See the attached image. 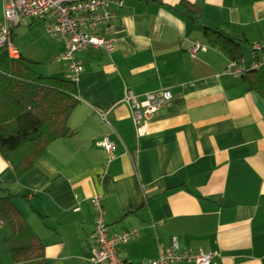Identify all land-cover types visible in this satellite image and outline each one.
<instances>
[{"label":"crops","instance_id":"1","mask_svg":"<svg viewBox=\"0 0 264 264\" xmlns=\"http://www.w3.org/2000/svg\"><path fill=\"white\" fill-rule=\"evenodd\" d=\"M3 10L0 0V19ZM116 10V22L103 29L114 49L78 53L80 101L69 120L76 133L52 142L20 177L0 153V197L13 196L45 244V264H91L94 196L109 234L139 230L119 249L128 262L156 258L177 235L183 248L212 252L211 264H264V97L203 39V27L212 26L264 42V0H124ZM34 22L22 27L36 38ZM48 42L36 59L19 50L33 62L59 63L55 75L69 78L68 63L58 59L64 44ZM163 89L171 104L138 134L125 93L142 100ZM104 135L117 145L108 165L98 145ZM8 234L0 226V264H14Z\"/></svg>","mask_w":264,"mask_h":264},{"label":"trees","instance_id":"2","mask_svg":"<svg viewBox=\"0 0 264 264\" xmlns=\"http://www.w3.org/2000/svg\"><path fill=\"white\" fill-rule=\"evenodd\" d=\"M191 12L194 22H200L201 9L194 6ZM203 39L231 60H245V37L204 26ZM255 44L261 45L264 55V42L254 43V51ZM33 63L22 54L14 59L7 50H0V153L18 177L34 167L52 142L76 133L69 120L80 101L77 83L39 74L32 68ZM242 77L249 90L264 97V64ZM0 226L9 229L3 242L14 264H45V244L17 208L12 195L0 197Z\"/></svg>","mask_w":264,"mask_h":264},{"label":"built area","instance_id":"3","mask_svg":"<svg viewBox=\"0 0 264 264\" xmlns=\"http://www.w3.org/2000/svg\"><path fill=\"white\" fill-rule=\"evenodd\" d=\"M3 19H0V50L5 49L11 58L17 59L21 53L14 42L13 28L28 25L31 21H46V33L54 40L64 44L59 56L60 61L68 63L71 74L69 79L78 82L84 71V64L78 53L89 49H114V39L103 34V29L116 22V8L124 6V0H3ZM195 44L193 50L200 48ZM256 52H262L260 44H255ZM205 49V48H204ZM263 54V53H262ZM264 64V55L251 63L231 61L230 70L235 75L258 68ZM173 100L169 89L149 92L140 100L131 91L126 92L122 102L133 116L138 134L145 133L147 122L160 110L168 107ZM107 120V113L101 114ZM98 145L107 153V164L116 158V142L109 135H104ZM92 203L96 210L95 245L86 257L91 264H134L119 256L121 246L139 235V230L132 228L119 234L111 235L107 230L106 214L100 196H94ZM78 210V209H77ZM214 254L203 250L194 251L183 248L177 235H173L166 251L156 258L137 264H211Z\"/></svg>","mask_w":264,"mask_h":264},{"label":"rangeland","instance_id":"4","mask_svg":"<svg viewBox=\"0 0 264 264\" xmlns=\"http://www.w3.org/2000/svg\"><path fill=\"white\" fill-rule=\"evenodd\" d=\"M46 25L47 23L44 20H37L33 23L35 30H37L36 34L34 35V37L36 38L29 36V34L26 35L28 29L27 27H22L26 25H21L20 27H18L20 31H18V35L14 36V41L17 44L18 48L20 50H23L24 48H29L33 52L35 59L41 57L43 51L42 46L48 47L49 46L48 41H55L46 33ZM242 47L244 48L243 53L245 57V60L243 61H246L247 63H251L255 61L257 59L256 58L257 55H259V57L262 56V52L254 51L253 44L242 42ZM56 62L58 61L56 60ZM59 65H60L59 63L52 65L51 60H44L43 62H34L32 64V68L39 74H43L45 76H52L53 74L55 75L54 73L55 70H52V68L58 67ZM55 76L60 78L64 77V75L63 76L55 75Z\"/></svg>","mask_w":264,"mask_h":264}]
</instances>
